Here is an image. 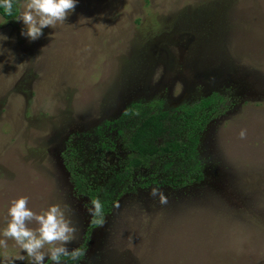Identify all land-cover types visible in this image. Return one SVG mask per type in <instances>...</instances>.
I'll use <instances>...</instances> for the list:
<instances>
[{"label": "rangeland", "instance_id": "1", "mask_svg": "<svg viewBox=\"0 0 264 264\" xmlns=\"http://www.w3.org/2000/svg\"><path fill=\"white\" fill-rule=\"evenodd\" d=\"M18 18L0 15V239L27 197L37 214L60 205L77 229L67 247L82 255L63 264H264V0H77L34 42ZM214 95L224 102L200 137V181L161 185L163 162L119 179L129 153L115 122L129 108L172 113ZM69 149L113 201L100 224ZM0 264L32 261L8 239Z\"/></svg>", "mask_w": 264, "mask_h": 264}, {"label": "trees", "instance_id": "2", "mask_svg": "<svg viewBox=\"0 0 264 264\" xmlns=\"http://www.w3.org/2000/svg\"><path fill=\"white\" fill-rule=\"evenodd\" d=\"M17 0H13L9 14L0 6V15L6 21H14L20 15ZM224 100L219 95L193 105L185 106L169 113L160 108L159 103L134 105L115 122L118 133L123 138L125 150L129 153L119 179L135 170L152 164L162 165L161 185L171 189H183L201 180V168L197 160V148L201 134L210 121L220 114ZM121 128V129H120ZM162 139V143H158ZM78 153L69 149L64 154V164L78 193L87 195L91 201L98 199L102 204L100 216H94V223L100 224L110 213L113 201L105 196L100 198L98 186L87 185V180L75 169ZM63 260L75 262L70 257Z\"/></svg>", "mask_w": 264, "mask_h": 264}, {"label": "clouds", "instance_id": "3", "mask_svg": "<svg viewBox=\"0 0 264 264\" xmlns=\"http://www.w3.org/2000/svg\"><path fill=\"white\" fill-rule=\"evenodd\" d=\"M0 6L10 14L13 0H0ZM77 6V0H25L22 5L18 21H22L25 28L21 35L30 42H34L43 36V29L55 28L62 25ZM246 137V131L241 130L240 138ZM153 197H159L161 204H167V196L159 189H153L150 193ZM27 197L13 200L8 209L10 221L4 229L0 239V246L7 247V240L12 239L31 258L32 264H45L49 259L52 264H63V257H70L76 261L82 255L79 249L69 251L67 245L75 239L77 229L66 218L65 210L60 205H52L42 214H37L28 207ZM90 214L100 216L102 204L96 199L92 201ZM102 222V221H100ZM35 223L37 228L29 227ZM48 246V253L43 249ZM18 259L23 260L20 256Z\"/></svg>", "mask_w": 264, "mask_h": 264}]
</instances>
